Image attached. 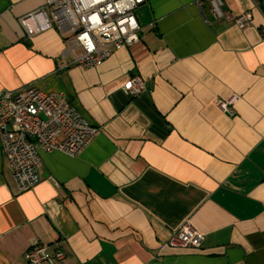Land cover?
<instances>
[{
    "label": "crops",
    "instance_id": "1",
    "mask_svg": "<svg viewBox=\"0 0 264 264\" xmlns=\"http://www.w3.org/2000/svg\"><path fill=\"white\" fill-rule=\"evenodd\" d=\"M223 2L214 19L209 2L147 0L140 41L84 68L55 26L26 39L20 18L46 0H0V93H64L100 127L77 156L43 153L28 190L0 149V264L33 243L62 249L57 264H264V0ZM232 97L235 116L216 105ZM186 222L202 246L167 245Z\"/></svg>",
    "mask_w": 264,
    "mask_h": 264
},
{
    "label": "built area",
    "instance_id": "2",
    "mask_svg": "<svg viewBox=\"0 0 264 264\" xmlns=\"http://www.w3.org/2000/svg\"><path fill=\"white\" fill-rule=\"evenodd\" d=\"M147 0H46L43 8L20 18L28 40L54 26L65 38L64 54L74 56L73 63L84 68L101 65L116 50L140 41L141 26L136 11ZM209 2L214 19L224 16L223 0ZM206 22L210 18L202 10ZM244 29L254 23L252 12L235 18ZM124 88L133 96L148 89V81L132 75ZM235 97L217 99L216 105L235 116ZM100 133L61 92H46L35 85L0 93V149L13 168L19 191L34 188L40 182L43 153L61 151L79 155ZM204 234L186 222L173 231L166 244L174 248H200ZM65 257L43 243H33L25 253L27 264H57Z\"/></svg>",
    "mask_w": 264,
    "mask_h": 264
}]
</instances>
